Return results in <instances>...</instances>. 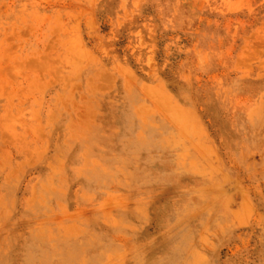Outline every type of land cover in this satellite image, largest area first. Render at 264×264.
I'll return each instance as SVG.
<instances>
[{
  "label": "rangeland",
  "instance_id": "374dc122",
  "mask_svg": "<svg viewBox=\"0 0 264 264\" xmlns=\"http://www.w3.org/2000/svg\"><path fill=\"white\" fill-rule=\"evenodd\" d=\"M0 264H264V0H0Z\"/></svg>",
  "mask_w": 264,
  "mask_h": 264
},
{
  "label": "bare ground",
  "instance_id": "6f19581e",
  "mask_svg": "<svg viewBox=\"0 0 264 264\" xmlns=\"http://www.w3.org/2000/svg\"><path fill=\"white\" fill-rule=\"evenodd\" d=\"M115 106V105H114ZM111 108V107H110ZM111 113V112H110ZM126 110L122 109V108H118L117 110L112 111V119L114 120L115 123H123L125 121V117H126ZM113 122V123H114ZM113 125V124H112ZM234 138V137H233ZM159 165V164H158ZM166 165V164H165ZM166 167V166H165ZM161 176V174H160ZM175 177V176H174ZM177 178V177H176ZM181 179V178H180ZM172 180V179H171ZM179 180V179H178ZM161 214H162V218H161V222L162 225L165 224L166 219L169 218L168 217V211L166 208H163L162 210H160ZM23 249V248H22ZM13 259V258H12Z\"/></svg>",
  "mask_w": 264,
  "mask_h": 264
}]
</instances>
